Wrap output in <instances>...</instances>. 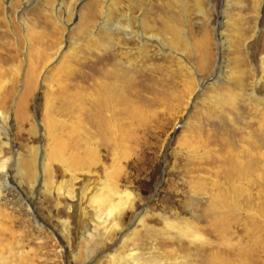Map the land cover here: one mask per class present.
<instances>
[{
	"label": "rangeland",
	"instance_id": "374dc122",
	"mask_svg": "<svg viewBox=\"0 0 264 264\" xmlns=\"http://www.w3.org/2000/svg\"><path fill=\"white\" fill-rule=\"evenodd\" d=\"M2 164L0 264H264V0H0Z\"/></svg>",
	"mask_w": 264,
	"mask_h": 264
},
{
	"label": "bare ground",
	"instance_id": "6f19581e",
	"mask_svg": "<svg viewBox=\"0 0 264 264\" xmlns=\"http://www.w3.org/2000/svg\"><path fill=\"white\" fill-rule=\"evenodd\" d=\"M117 30H120V29L117 28ZM105 80L106 82H108L109 80H112V81L110 84H108L109 82L105 83L104 85L106 86L103 87L102 93H99V100L104 95V98L101 99L102 100L101 104H98V106L100 105V110L102 109L103 111H109V109H111L114 105L115 107H122L125 110V107L128 104V102L132 101V98H131L132 96L128 94L130 93L129 89L132 86L128 84L127 81L124 80V78L121 79L122 80L121 81L119 78L111 74H108L107 79ZM5 167H6V164H2V166L0 167V172L1 170H5ZM3 173H5V171H3ZM122 200H123V197L119 198L118 201L113 205L114 211H117L118 209H120V207L122 206Z\"/></svg>",
	"mask_w": 264,
	"mask_h": 264
}]
</instances>
